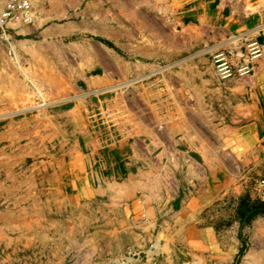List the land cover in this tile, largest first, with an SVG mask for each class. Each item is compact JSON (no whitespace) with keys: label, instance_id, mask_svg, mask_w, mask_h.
Returning a JSON list of instances; mask_svg holds the SVG:
<instances>
[{"label":"rangeland","instance_id":"374dc122","mask_svg":"<svg viewBox=\"0 0 264 264\" xmlns=\"http://www.w3.org/2000/svg\"><path fill=\"white\" fill-rule=\"evenodd\" d=\"M44 7L0 20V264H264V0Z\"/></svg>","mask_w":264,"mask_h":264},{"label":"built area","instance_id":"2783aa9c","mask_svg":"<svg viewBox=\"0 0 264 264\" xmlns=\"http://www.w3.org/2000/svg\"><path fill=\"white\" fill-rule=\"evenodd\" d=\"M3 8L0 11L1 24L7 22H21L30 25L33 22V0H2Z\"/></svg>","mask_w":264,"mask_h":264},{"label":"crops","instance_id":"0c3cea01","mask_svg":"<svg viewBox=\"0 0 264 264\" xmlns=\"http://www.w3.org/2000/svg\"><path fill=\"white\" fill-rule=\"evenodd\" d=\"M40 5H44L45 7V9H46V7H47V0H35L34 1V11H35V13L37 14L38 13V15L40 14V10L38 9V7L40 6ZM37 16V15H36ZM226 17V16H225ZM36 18H40V17H36ZM226 18H228V17H226ZM251 44H254V43H251ZM257 47H258V49L260 50V46H258V44L256 45ZM260 52H261V50H260ZM260 57V56H259ZM259 57H257L256 59H258Z\"/></svg>","mask_w":264,"mask_h":264}]
</instances>
